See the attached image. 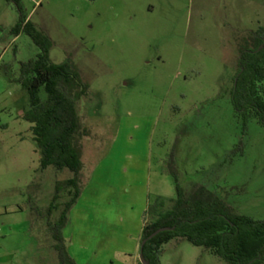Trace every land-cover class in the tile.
Here are the masks:
<instances>
[{
	"label": "rangeland",
	"instance_id": "rangeland-1",
	"mask_svg": "<svg viewBox=\"0 0 264 264\" xmlns=\"http://www.w3.org/2000/svg\"><path fill=\"white\" fill-rule=\"evenodd\" d=\"M22 3L51 61H70L88 85L78 92L83 167L77 189L69 170H41L29 96L12 80L40 47L12 32L19 10L0 0V264H61L55 231L75 264H132L144 212L177 199V186L264 220V124L232 102L264 0ZM163 249L161 264H229L186 239Z\"/></svg>",
	"mask_w": 264,
	"mask_h": 264
},
{
	"label": "trees",
	"instance_id": "trees-1",
	"mask_svg": "<svg viewBox=\"0 0 264 264\" xmlns=\"http://www.w3.org/2000/svg\"><path fill=\"white\" fill-rule=\"evenodd\" d=\"M19 22L12 32L26 33L40 47L38 55L19 63L18 82L29 96L30 108L24 113L35 141L41 149V170L54 166L74 174L66 186L77 189L82 170V146L78 140L82 123L78 113V92H88L70 61L54 63L50 59V40L23 14L20 0ZM257 43L241 50L232 91L235 110L244 119L250 115L264 124V30L256 33ZM9 69L8 66L5 67ZM44 92L45 96H42ZM61 187H57V194ZM80 191H76L75 199ZM177 199L157 197L143 214L140 243L148 264H161L163 246L172 240L186 239L195 246H203L229 264L264 263V220L235 214L224 201L200 188L192 198L185 197L177 186ZM162 227L171 228L153 238L150 235ZM58 244L55 250L61 264H75L66 253L61 232L55 231ZM138 264H143L141 260Z\"/></svg>",
	"mask_w": 264,
	"mask_h": 264
},
{
	"label": "crops",
	"instance_id": "crops-1",
	"mask_svg": "<svg viewBox=\"0 0 264 264\" xmlns=\"http://www.w3.org/2000/svg\"><path fill=\"white\" fill-rule=\"evenodd\" d=\"M30 1L35 5V8H36L37 5H39L40 7H43V3H42L43 0H30ZM20 2H21V5H23L22 0H20ZM27 20H28V17H27ZM141 236H142V229L140 230V233L138 234V236L136 238V244H135V255L136 256L132 257V264H138V261L140 260Z\"/></svg>",
	"mask_w": 264,
	"mask_h": 264
},
{
	"label": "water",
	"instance_id": "water-1",
	"mask_svg": "<svg viewBox=\"0 0 264 264\" xmlns=\"http://www.w3.org/2000/svg\"><path fill=\"white\" fill-rule=\"evenodd\" d=\"M169 229H171V228H168V227H162V228L158 229L157 231H155L154 233H152V234L150 235V238H153V237H155L156 235H158L160 232H163V231H166V230H169ZM146 242H147V239H145V240L142 242V244H141V250H140V260H141V262H142L143 264H148V263L146 262V260L144 259L143 252H142V248H143V246L145 245Z\"/></svg>",
	"mask_w": 264,
	"mask_h": 264
}]
</instances>
